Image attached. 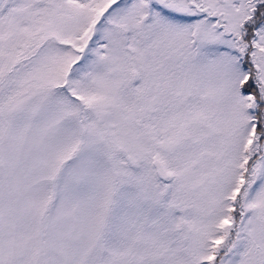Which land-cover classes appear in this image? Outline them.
<instances>
[{
  "label": "snow or ice",
  "instance_id": "snow-or-ice-1",
  "mask_svg": "<svg viewBox=\"0 0 264 264\" xmlns=\"http://www.w3.org/2000/svg\"><path fill=\"white\" fill-rule=\"evenodd\" d=\"M0 264H264V0H0Z\"/></svg>",
  "mask_w": 264,
  "mask_h": 264
}]
</instances>
